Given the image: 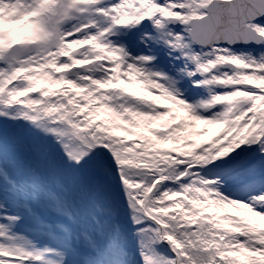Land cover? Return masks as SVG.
<instances>
[{"label": "snow or ice", "instance_id": "1", "mask_svg": "<svg viewBox=\"0 0 264 264\" xmlns=\"http://www.w3.org/2000/svg\"><path fill=\"white\" fill-rule=\"evenodd\" d=\"M217 209L264 220V0H0V264H264Z\"/></svg>", "mask_w": 264, "mask_h": 264}, {"label": "rangeland", "instance_id": "2", "mask_svg": "<svg viewBox=\"0 0 264 264\" xmlns=\"http://www.w3.org/2000/svg\"><path fill=\"white\" fill-rule=\"evenodd\" d=\"M122 79H123V77H122ZM134 90H135V91H138V92H144V91H145L144 89L140 88L139 86L136 87ZM177 112H178L179 114H181V115H184V113H183L182 110H180V109H177ZM224 127H225V126H224ZM224 127H220L218 130H217V128H216V129H215V132H214V134H213V137H211V138H209V137H208V138H205L206 143H205L204 146H207V143H209L214 137L219 136V135L222 133ZM201 131H202V129L199 127V124H198V122H197L196 127L193 128V129H190V130H189V133H190L189 138H190V139H195L197 136L200 135V133H202ZM118 134H119V135H126V133H122V132H121V133H118ZM128 138H129V137H128ZM128 140H129V139H128ZM136 140H138V137H137ZM129 141H131V140H129ZM182 146H183L182 143L179 144V145H173L172 143H168V144H165V145H161V147H163V148H167V149H171V148H173V147H178V148H179V147H182ZM216 211H218L219 214H220L221 216H223V215L225 214V211H227V212H231V213H233V214H235V215H245L247 218H251V219H253L254 222H256L260 227L264 228V220H260L259 218H252V217H250V215L247 214V213L238 212V211H236V210H232V209H227V210H220V209H217Z\"/></svg>", "mask_w": 264, "mask_h": 264}]
</instances>
